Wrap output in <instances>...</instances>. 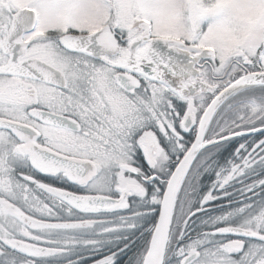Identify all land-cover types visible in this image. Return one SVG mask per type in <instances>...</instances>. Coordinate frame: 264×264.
Listing matches in <instances>:
<instances>
[{
    "label": "snow or ice",
    "instance_id": "obj_1",
    "mask_svg": "<svg viewBox=\"0 0 264 264\" xmlns=\"http://www.w3.org/2000/svg\"><path fill=\"white\" fill-rule=\"evenodd\" d=\"M0 264H264V0H0Z\"/></svg>",
    "mask_w": 264,
    "mask_h": 264
}]
</instances>
